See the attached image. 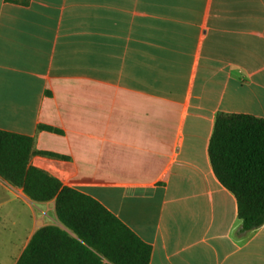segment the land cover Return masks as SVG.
Here are the masks:
<instances>
[{"label":"crops","instance_id":"1","mask_svg":"<svg viewBox=\"0 0 264 264\" xmlns=\"http://www.w3.org/2000/svg\"><path fill=\"white\" fill-rule=\"evenodd\" d=\"M221 113L264 119V0H0V130L56 155L30 164L115 215L150 264H264V225L242 233L212 167ZM46 227L78 239L55 199L0 177V264Z\"/></svg>","mask_w":264,"mask_h":264},{"label":"trees","instance_id":"2","mask_svg":"<svg viewBox=\"0 0 264 264\" xmlns=\"http://www.w3.org/2000/svg\"><path fill=\"white\" fill-rule=\"evenodd\" d=\"M34 147L33 138L0 130V177L22 189L34 202L55 199L58 218L78 239L55 227L43 228L17 264H53L61 250L75 257L76 264H150L152 247L115 215L95 199L64 186L55 176L30 164L35 155L57 157ZM209 155L216 177L237 200L242 233L261 228L264 225V119L219 114Z\"/></svg>","mask_w":264,"mask_h":264},{"label":"rangeland","instance_id":"3","mask_svg":"<svg viewBox=\"0 0 264 264\" xmlns=\"http://www.w3.org/2000/svg\"><path fill=\"white\" fill-rule=\"evenodd\" d=\"M9 252L5 250H1L0 248V260H2Z\"/></svg>","mask_w":264,"mask_h":264}]
</instances>
